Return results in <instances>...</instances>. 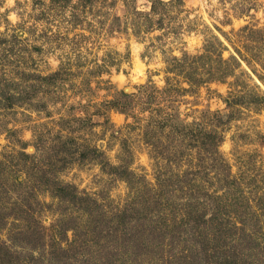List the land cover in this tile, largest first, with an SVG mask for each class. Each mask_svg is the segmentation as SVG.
Instances as JSON below:
<instances>
[{"label": "rangeland", "instance_id": "1", "mask_svg": "<svg viewBox=\"0 0 264 264\" xmlns=\"http://www.w3.org/2000/svg\"><path fill=\"white\" fill-rule=\"evenodd\" d=\"M52 1L0 0V264H264V0Z\"/></svg>", "mask_w": 264, "mask_h": 264}, {"label": "trees", "instance_id": "2", "mask_svg": "<svg viewBox=\"0 0 264 264\" xmlns=\"http://www.w3.org/2000/svg\"><path fill=\"white\" fill-rule=\"evenodd\" d=\"M67 1L68 0H53L52 2L55 4H57V5H55V7L57 6L59 9H62V8H64V5L67 3ZM84 2H85V0H84ZM170 3V2H169ZM176 3V2H175ZM156 4H162V5H166V4H164L161 0H153L152 1V4H151V9L152 10H155V8H156ZM177 5L178 6H182L183 5V0H177ZM148 19V18H147ZM246 28V27H245ZM10 44H12V42H8V40H6L5 38H1L0 37V75H1V72H4L5 70V67H8V66H10V64H11V59H10V53L12 52V50H13V46H10ZM186 56V55H185ZM187 57V56H186ZM190 58V57H189ZM206 59V55H203V54H201V55H197V56H195V57H193V58H190V61H192V63H194V64H196L197 66L195 67V70H194V67L192 68L191 67V69H193L194 70V72H192V73H194V75H197V78L196 77H194V78H192V76H190V77H187V79H188V82H190L191 83V85L196 81V83L198 84V83H201V82H203V79L200 77V76H203V75H206L207 73H209V69H207V67H205L204 69H203V71H204V73H202V72H198V70H199V68L202 66V63H206V62H204V60ZM174 60H176V59H174ZM176 62H177V60H176ZM203 64V65H204ZM181 65V64H180ZM181 67H183V65H181ZM207 69V70H206ZM206 70V71H205ZM16 73H18V74H21L22 76L20 77L19 76V78H20V80L18 81V86L19 87H22L21 89V95H22V93H24L23 95H24V97H26V98H28L29 96H28V93H30V92H28V90H29V88L30 87H32L31 86V84H28V85H23V86H21V83L22 82H27L28 81V79H30L29 77L31 76V74L30 73H26L25 71H19V67H18V65H17V70H16ZM190 72H188V74H189ZM223 74V73H222ZM209 75H207L206 77H208ZM47 77L48 78H50V79H52L54 76L53 75H48V76H44V77H41V78H46L47 79ZM1 78V77H0ZM195 79H197V80H195ZM212 79V78H211ZM210 79V80H211ZM2 81H3V84H2V89H1V92H2V94H3V99H5V98H7L9 101H10V98L12 97V95H14V94H11L10 93V89H11V86H13L12 85V82L11 83H7L6 81H4L3 79H2ZM1 81V82H2ZM12 81H14V80H12ZM0 82V83H1ZM34 87V86H33ZM34 89V88H33ZM32 89V90H33ZM183 90V89H182ZM121 94L122 95H124L125 97H129L130 96V94H127V93H124V92H121ZM23 95L21 96V97H19L18 99H21L22 97H23ZM23 99V98H22ZM16 99H14V101H15ZM116 104V102L114 101V100H112V101H108L107 103H106V105H108V108H110V109H112V108H114L115 109V105ZM14 105H15V102L13 103V102H11L10 101V103H8L7 104V109L8 108H12V107H14ZM122 105H124V104H122ZM3 108V107H2ZM41 141H42V139H41ZM44 143L46 144V142H44V141H42V143H41V145H42V147L44 148L45 147V145H44ZM40 145V146H41ZM51 147V146H50ZM38 148V147H37ZM36 148V149H37ZM27 157V156H26ZM5 164V162H3L2 160L0 161V174L1 173H3L2 172V170L6 173L7 172V169H6V165H4ZM41 164V162L40 161H37V162H35L34 163V168H37V167H35V165L36 166H39ZM2 180V179H1ZM5 188H6V186H3L2 185V183L0 182V203H1V200L3 199V197H4V195H5ZM6 190H7V188H6Z\"/></svg>", "mask_w": 264, "mask_h": 264}]
</instances>
